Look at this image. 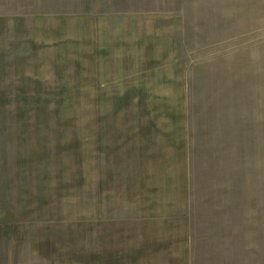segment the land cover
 I'll list each match as a JSON object with an SVG mask.
<instances>
[{
	"label": "rangeland",
	"instance_id": "rangeland-1",
	"mask_svg": "<svg viewBox=\"0 0 264 264\" xmlns=\"http://www.w3.org/2000/svg\"><path fill=\"white\" fill-rule=\"evenodd\" d=\"M0 264H264V0H0Z\"/></svg>",
	"mask_w": 264,
	"mask_h": 264
},
{
	"label": "crops",
	"instance_id": "crops-1",
	"mask_svg": "<svg viewBox=\"0 0 264 264\" xmlns=\"http://www.w3.org/2000/svg\"><path fill=\"white\" fill-rule=\"evenodd\" d=\"M181 206H182L181 203L178 201V203L176 204V207L175 208L176 209L178 207L181 208ZM167 207H168L169 213H170V205H168ZM169 213H168V215H170ZM168 215L167 216L166 215H164V216H158V218L156 219L157 220L156 223L159 224V229H156V231H161V233H163V231L169 230L171 228V225L169 223V220L172 221V219H170L168 217ZM181 215H179L178 217H180ZM172 222L174 224L176 223L175 229L177 230L178 234L181 235V237H182V234H183L184 237H186L187 234H188V230H189L188 222L186 220V217H185L184 220L183 219L181 220L180 218H176V221H172ZM153 223H154V220H151V221H148L146 224L152 227L153 226ZM142 224H143V222H142ZM148 231H152V230H148ZM181 241L182 240L180 238V240L176 241V243L177 244L178 243L179 244H182V246L184 247V245H183V243Z\"/></svg>",
	"mask_w": 264,
	"mask_h": 264
}]
</instances>
